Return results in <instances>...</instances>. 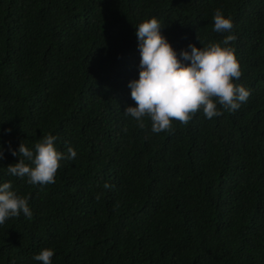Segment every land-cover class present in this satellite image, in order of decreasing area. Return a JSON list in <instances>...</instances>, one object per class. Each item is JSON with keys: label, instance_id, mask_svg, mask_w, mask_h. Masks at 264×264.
Listing matches in <instances>:
<instances>
[{"label": "trees", "instance_id": "trees-1", "mask_svg": "<svg viewBox=\"0 0 264 264\" xmlns=\"http://www.w3.org/2000/svg\"><path fill=\"white\" fill-rule=\"evenodd\" d=\"M217 9L230 33L213 31ZM152 18L178 58L234 35L247 101L141 129L124 112ZM45 135L75 159L52 184L11 176L9 149ZM0 150V184L33 214L0 225V264H42L43 249L52 264H264V0H0Z\"/></svg>", "mask_w": 264, "mask_h": 264}, {"label": "clouds", "instance_id": "clouds-1", "mask_svg": "<svg viewBox=\"0 0 264 264\" xmlns=\"http://www.w3.org/2000/svg\"><path fill=\"white\" fill-rule=\"evenodd\" d=\"M213 21L215 32L230 33L233 29L231 18H225L220 9L215 10ZM161 27L160 22L152 18L140 23L135 32L140 71L138 79L130 81L128 87L136 107H127L124 114L134 118L141 129L145 128L144 118L147 117L153 133L171 132L173 121L186 125L198 111L212 119L222 116L224 111L238 110L247 101L250 90L233 83L242 75L234 49L228 46L236 39L234 35L200 48L189 44L190 52L182 50L178 58L160 34ZM182 61H190V64L185 65ZM56 140V136L45 135L35 144V152L24 143L16 151L10 148L12 156H19V162L9 165L7 172L14 177H27V183L31 185L54 183L60 162L75 159L77 155L72 148H68L67 156L57 151ZM104 187L111 186L105 183ZM10 189V182L0 184V225L21 213L28 219L33 215L27 198ZM100 198L101 194H97L96 199ZM53 256V250L43 249L33 259L52 264Z\"/></svg>", "mask_w": 264, "mask_h": 264}]
</instances>
